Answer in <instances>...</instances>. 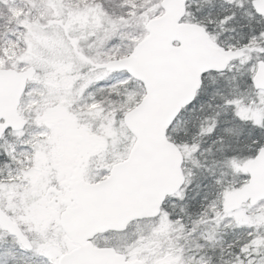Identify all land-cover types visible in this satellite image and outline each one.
Segmentation results:
<instances>
[{
	"label": "snow or ice",
	"instance_id": "obj_1",
	"mask_svg": "<svg viewBox=\"0 0 264 264\" xmlns=\"http://www.w3.org/2000/svg\"><path fill=\"white\" fill-rule=\"evenodd\" d=\"M0 264H264V0H0Z\"/></svg>",
	"mask_w": 264,
	"mask_h": 264
}]
</instances>
